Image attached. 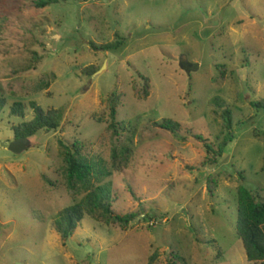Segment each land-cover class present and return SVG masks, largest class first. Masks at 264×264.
<instances>
[{
	"label": "rangeland",
	"instance_id": "obj_1",
	"mask_svg": "<svg viewBox=\"0 0 264 264\" xmlns=\"http://www.w3.org/2000/svg\"><path fill=\"white\" fill-rule=\"evenodd\" d=\"M36 1L0 2V264H248L237 188L264 199V110L252 106L264 99V0H68L43 10ZM118 38V50L91 47ZM89 66L99 73L83 74ZM116 90L113 134L105 100ZM15 103L24 120L11 115ZM31 103L60 111L61 129L38 132L16 155L3 144L33 119ZM189 133L229 141L215 166ZM60 142H79L97 175L114 151H130L104 181L115 212L134 215L129 226L85 217L63 243L55 220L86 191L67 186Z\"/></svg>",
	"mask_w": 264,
	"mask_h": 264
},
{
	"label": "trees",
	"instance_id": "obj_2",
	"mask_svg": "<svg viewBox=\"0 0 264 264\" xmlns=\"http://www.w3.org/2000/svg\"><path fill=\"white\" fill-rule=\"evenodd\" d=\"M68 0H37L36 8L43 10L47 7L65 3ZM79 2H93L101 0H74ZM1 2V0H0ZM124 41L118 38L112 44L95 45L91 47L94 51L111 52L122 48ZM98 70L94 66H89L83 70V74L89 77L94 76ZM143 82L141 89V96L147 99L150 95L149 80L140 75ZM123 95L116 90L111 97L105 100L106 109L109 113V130L113 134H117V113L121 107ZM5 103H0V110L4 107ZM252 106L257 111L264 110V99L252 103ZM33 111V119L29 122L23 121L17 127H13L15 139H30L38 132H56L61 129L62 114L55 109L43 110L36 103H31ZM223 109V107H221ZM11 115L19 117L24 120V105L15 103L11 108ZM221 118L224 120V126L232 136L233 115L229 109H225ZM155 126L159 129L169 131L178 136V124L171 121H162L156 123ZM190 137L203 144L206 158L204 163L208 168L215 166L218 161L224 156V150L229 141H223L221 144L213 145L208 140L201 136L189 133ZM182 140H187L188 136L179 137ZM62 148V156L65 162L64 177L67 186L75 190L78 188L86 191L85 197L78 203L67 207L60 212L55 220L54 227L60 235L63 243H66L77 231L85 217L104 223L113 227H127L134 220V215H120L113 209L112 191L109 184H104V181L111 178L115 172H122V165H127L128 154L130 151L127 149L123 152V157L117 154L116 151L112 155V168L97 175L95 167L92 163L84 157L82 153V145L76 142L70 146L64 145L60 142ZM188 170H192L188 168ZM241 179L244 181V178ZM212 178H208L207 187L209 194L213 196L214 187ZM237 226L236 232L240 238L246 254L248 264H264V199L256 197L247 187L241 185L237 188Z\"/></svg>",
	"mask_w": 264,
	"mask_h": 264
},
{
	"label": "water",
	"instance_id": "obj_3",
	"mask_svg": "<svg viewBox=\"0 0 264 264\" xmlns=\"http://www.w3.org/2000/svg\"><path fill=\"white\" fill-rule=\"evenodd\" d=\"M99 72H97L94 76H96ZM31 146L30 140L26 138L16 139L10 144H3L8 151L13 154H21L26 151Z\"/></svg>",
	"mask_w": 264,
	"mask_h": 264
},
{
	"label": "flooded vegetation",
	"instance_id": "obj_4",
	"mask_svg": "<svg viewBox=\"0 0 264 264\" xmlns=\"http://www.w3.org/2000/svg\"><path fill=\"white\" fill-rule=\"evenodd\" d=\"M14 140H16V139H14Z\"/></svg>",
	"mask_w": 264,
	"mask_h": 264
}]
</instances>
